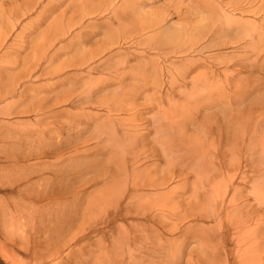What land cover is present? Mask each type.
Wrapping results in <instances>:
<instances>
[{"label":"rangeland","instance_id":"rangeland-1","mask_svg":"<svg viewBox=\"0 0 264 264\" xmlns=\"http://www.w3.org/2000/svg\"><path fill=\"white\" fill-rule=\"evenodd\" d=\"M80 1L81 0H75V4L70 7V12L68 11L69 14L75 12ZM138 1L139 3H142V7L140 9V14L136 17H133L129 11L131 8L127 9V13L129 12L128 14H119L117 17L110 19L108 18L107 13H94L89 16H84L83 18L81 17V19L77 17L76 19H79L85 28L79 25L78 28L73 29L70 34L66 35L63 39L56 41L53 45L50 43L46 44L45 42H47L49 37L53 36V33L57 30L53 28L50 29V25L54 18L61 13L60 11L65 8L64 4L62 5L63 7H60L59 10L54 13V15L48 17V20L43 19L37 25L33 24L31 21L39 18L36 11L23 17L21 23L14 28L9 25L1 26L0 24V39L6 37L5 46L0 48V86L1 89H7V92L11 91L4 101L0 102V264H79L80 261H82L83 264H103V262L99 260L101 257L100 255L108 253L112 255L115 254V248L111 245L112 240L108 235H117V225L120 224L124 230H131L132 223L135 224L139 220L144 221V219L139 217H129L124 221H118V224H110L106 221L113 212V209L110 208L111 206L107 207L104 205L105 209L103 207H97V211L94 212L95 215L87 220V224H81L79 219V242L77 244L72 243L69 247H63L62 254H60V256L58 255L52 262L47 263L46 260L42 262L38 255H36L34 252L35 250H38L41 253L46 252L47 257L52 255V246L56 241V235L62 222L59 221L54 223L52 221L50 215L58 210V208H55L53 205L51 208L48 207L52 202H48L49 200L37 202L26 198L25 195H27L29 191H26V183L24 180L19 179L25 173V168L27 167L25 164H30V167H32L30 169L31 172L33 170L40 171V167H44L45 170L42 171L44 173L43 176H45V180L47 179L46 181L50 182V184H63V188L77 186L78 184L72 176L79 174V163L82 161V158L79 156V143L76 141L79 139L80 128L84 126L92 128L87 123L80 124V113H103L107 109L104 105L101 106L102 103L99 102L93 107L87 106L84 107V109H79V102H77V107H74L70 102H61L62 100L69 96H73L76 92L84 94L86 89L92 87L98 82L107 80V78L109 79V77H116L120 74L123 75L121 73L122 71L119 72L123 65L126 67L133 66L137 72L147 70L148 73L153 69L152 64L155 65L157 72H159L156 84L151 81H148V83L146 79L144 80L141 78H137V80H135L136 78H132L128 81H130V83L133 81L136 82V84L139 83L141 88H145V86H143L144 84L147 85L146 87L158 84L163 96L162 94L159 95L160 92H157L156 94L159 98H164V100L161 101V104L158 105L159 108H195V98H189L186 95L179 94L180 92H177V90L183 86V92H192V78L202 70L210 72L209 75L211 76L215 71V76L211 78L207 84L212 87V89L214 88V90L215 88L218 90V87H220L221 89L219 90L224 92L222 94H224L225 98H231L235 94L239 96L243 94L242 92H237V89L234 86L231 87L226 84L225 81L229 76H227L226 73L223 74V69H225V66L232 67L234 60H241L250 56L252 52L264 48V0ZM54 3H57V0H55ZM218 7L221 8V16L224 17L225 15H229L228 18L231 19L229 20V24L231 23V25L228 24L227 26L223 21L219 23L221 21L217 20L220 19L219 16L212 13V9ZM78 14L79 13H76L77 16H79ZM147 14L152 15L154 21L159 23L156 25V28L154 27L144 30L141 25L138 26V24H136V21L140 20L139 18H143ZM157 15H159L158 17L164 18L162 23L158 21ZM188 15H190V17ZM189 22L192 26H195V28L187 29V27H189L187 23ZM215 23L218 25L217 29L214 26ZM183 24L186 25L183 27ZM225 26L227 29H230L229 33L225 32L227 30L224 29ZM241 26L247 27L248 31H245V29L242 28L245 33H253V44L248 43L250 36L239 40L237 32ZM211 27L213 31L211 30ZM254 27H259V31L255 32ZM46 28H48V31L50 30L49 32L47 31L49 34L45 32L47 30ZM199 28L200 32L198 31ZM19 32H22L21 37L17 36ZM207 32L210 36L209 39H202L199 44H195V40L200 37L199 34L203 35ZM222 32L225 36L223 40H220L222 38L218 37ZM78 33L79 40H75L73 42L74 44H71L69 40L71 37H75L74 34L78 35ZM190 33H194V36H191ZM215 33L217 36H215ZM109 39L112 41H109ZM42 41L48 46L50 44L51 47L48 50L50 57L56 50H58L57 57L54 60V66L57 70L47 74H45L47 71L43 72L42 69L49 65V59L43 61L40 59L39 55V44L44 45ZM9 45L12 48H8ZM242 45H245V47H241ZM201 47H203V49ZM6 51L7 53L4 54ZM38 61L42 63L41 67L34 68ZM197 61L201 62L200 66H196L195 63ZM182 64H185V67L191 66L190 75L185 80H182L177 73V68H180ZM236 72L234 78L238 80L244 79L245 82L249 81V79L254 81L259 76L256 75V73H253L252 75L247 67H241L236 70ZM30 73L32 74V77H29ZM263 75L264 74H260V76ZM224 76L227 77L225 78ZM261 81H264V78ZM134 87L137 88L135 84ZM202 87L207 86H198L193 90L194 92H192L191 95L196 97L200 90H202ZM26 88H28V90L25 91ZM118 88L119 87L116 85L109 86L99 94L100 96H98L101 97L108 93L111 95V98H118L123 92H125V90H127H120V88ZM173 89L176 91V94H168ZM139 90L141 89L139 88ZM153 92H155V90H153L152 93ZM115 93L120 95L116 96ZM168 99H172V102L169 103ZM45 100L49 101L48 104H42V101ZM147 101H149V103ZM250 101H253L252 96L247 98L244 105L240 107L244 108L245 105L248 106L246 110L250 113L251 119L255 120L258 118V115H261L260 110L264 98H258L255 103L251 104ZM56 102L60 103L50 105L51 103ZM138 102L142 104L141 117L143 118L152 116L158 110V107H153V109L149 108L151 111L147 108L152 105V100L150 99L144 100V98H139L137 104ZM41 105H43V107H48L43 111H39ZM143 106H145L144 109L146 108L145 111ZM138 108L134 109V111L132 110L130 113H128L129 111L126 113L120 112L117 115L120 117H131L132 114L134 115V113L137 112ZM218 109L219 107L208 109L206 112L212 114ZM147 110L148 112L144 113ZM230 115H232V113H229L225 119H228V116ZM128 122L131 123L132 121L128 120ZM144 124L146 123H143V125ZM243 124L247 125H242V130H248L256 125L253 121H250L249 123L246 121ZM151 126L152 125H150V127ZM189 127L192 132L200 135L202 139L205 138L209 141L213 140L202 133V123L191 124ZM59 137H61L62 142L61 145L57 146L58 153H64L66 156H71L72 153L74 154L71 157L66 158L64 161L57 160L54 155H49L48 157L42 156L41 161H43V164L38 165L35 163L39 161V159L34 157L17 163L14 161L15 157L10 159L7 156L8 154L16 157L23 155L28 148L33 152H51L52 149L55 148V145H49V141L50 143H54V141L58 142L57 138ZM234 142L237 143V140H231V143ZM240 145L241 143L238 145L239 150L241 149ZM246 146L248 147L247 143L243 150H238V152H236L237 158L233 157L235 161L238 160L239 162L240 160L243 165L247 163L248 153L252 149L251 147V149L247 151ZM253 146H256V144ZM182 152L184 151H181V153ZM259 155L260 153L256 154L255 157L258 158ZM86 157L88 158L90 156ZM209 158L211 161H214L216 155L214 156L213 154L208 157V159ZM227 158L229 161L227 160L226 163L230 167L229 163L233 161L232 159L230 160L229 155H227ZM224 159L225 157H222L223 161ZM242 169H245V167ZM231 170L226 168V171L223 173L217 172V180H220L223 177L228 179V177L230 178L229 175L234 176L237 174L234 171L235 169ZM40 173L41 171L34 173L32 176V182H34L36 186H38L43 180L40 179ZM247 174L252 175V172L247 171ZM90 177H92V175ZM87 178L88 177L86 176V179ZM190 180L192 181L193 177L190 178ZM220 182L224 181L220 180ZM243 186L244 184L241 183L240 187L243 188ZM220 188L221 186H219L218 189L220 190ZM187 190L186 196L188 197L190 195V190L188 188ZM253 191L254 188L252 183H248L246 189L243 188L239 194L240 198H238V202L241 205L240 209L231 210L230 208L228 209V213V206H223L221 203V197L216 194L221 192H216L214 194V196L217 195L215 200L214 197H211L213 195H210V198H208V200L204 202L205 204L203 203L202 205H204V208H207L210 214H214L213 211L215 214H221V216H223L221 217L222 219L219 217L214 219L213 216L208 219L200 217L195 219L190 218L191 221L189 220V222L194 225L195 229L199 228L200 230V227L203 228L202 233H198L195 239H192L189 246L190 249H195L193 252L194 261L196 259H203L204 262H202V264H207L206 259L208 257L202 253L201 249L196 251V248H200V242L212 241V248L215 252L218 249H222L224 245H226L228 250L232 251H227L228 255L226 253H219L220 256L216 257L215 262L220 261V264H225L227 261V264H243V261L241 262L240 259L248 256L256 258V260L252 261L253 263L250 262V264H264V203L262 204V202H259L258 204V201H256L253 196ZM241 197H247L252 208L250 206L242 205L243 202ZM189 199L190 198L188 197V200ZM191 203L194 205V201ZM225 205H228V203H225ZM102 208L103 210L101 212ZM172 209L174 210V207H172ZM19 211L24 214L29 212L31 216L33 213L41 215V211H45L42 214L45 213L48 216L45 215L44 220L46 221L44 222L39 219V216L38 219H34L37 222L36 228H39L36 229L38 233L27 224L26 230L23 232L25 235L29 236L26 238L20 236L17 231V233L12 231V214L16 215ZM84 212L85 210H79V216H82ZM237 216H240V219ZM241 218H243V220ZM37 220H39V222ZM166 221L168 222V220ZM219 221L222 224L219 223ZM90 224H92L91 227L94 226L99 228L100 232L107 231L106 236L108 237V240L100 243L99 245L101 246L94 245V242L90 246H87V241L81 237L83 231L88 229L87 227H89ZM220 226L222 229L224 228L228 230L224 232L225 237L220 231H218ZM155 227L158 229L160 228L159 226ZM23 228L24 227L19 231ZM208 228H210L212 233L205 230ZM9 230H11L12 233H10ZM8 232L17 238L16 242L8 238ZM74 232H72V235ZM245 233L246 235H244ZM259 233L263 234L260 235ZM176 234L171 233V235H166L171 238H176L181 235V233L178 235ZM119 235L120 234H118V236ZM187 235L191 237L190 230L187 231ZM199 235H202V237H200V242L197 239L199 238ZM99 236H101V234ZM255 241L257 244L254 243ZM35 242H37L36 247ZM39 243L41 244V248L38 247ZM64 243L65 242H63V244ZM77 249H79L78 252L75 253L73 251L70 253V250ZM144 250H146V248ZM163 251H159L160 254L158 255L157 253L153 254L154 257L151 258V261L148 260L149 257L145 253H142V258L145 261L144 264L170 263L172 260H168L169 257L164 255L166 253L171 254L173 249L169 248L165 253ZM69 254L71 256H68ZM174 259L177 260L179 264H191V261L188 262L187 257ZM102 260L107 261L106 258ZM173 264H175L174 261Z\"/></svg>","mask_w":264,"mask_h":264},{"label":"bare ground","instance_id":"bare-ground-1","mask_svg":"<svg viewBox=\"0 0 264 264\" xmlns=\"http://www.w3.org/2000/svg\"><path fill=\"white\" fill-rule=\"evenodd\" d=\"M0 1V24L1 26L9 25L13 28L21 23L23 17L30 15L35 11L39 18L36 19L37 21L31 20L33 24L37 25L43 19L48 20V17L54 15V13H56L60 7H63L62 5L64 4L65 8L54 18L51 25L49 24L51 26L50 29H57L55 32L53 31V36H50L47 42H45L46 44L50 43L51 45L70 34L71 31L78 28L79 25L85 28L84 25L81 24V21L76 19L77 17L81 19V17L83 18L84 16H89L94 13H107L108 18L110 19L117 17L119 14H128V8H131L129 11L132 16L136 17L140 14V9L142 7V3H139L138 0H81L77 5L75 12L69 14L68 11L70 10V7L75 4V0H57V3H54L55 0ZM212 10L214 15L217 14L219 16L220 19H217L218 21L221 20L219 23L223 21L228 26L229 20H231L228 18L229 15H225L224 17L221 16V8L219 7ZM76 13H79V16H77ZM158 16L159 15H157L158 21L162 23L164 18ZM188 16L190 17V15ZM139 19L140 20L136 21V24H138V26L141 25L144 30L154 27L156 28V25L159 24L154 21L150 14ZM216 23L213 25L217 29L218 25ZM185 25L186 24H183V27ZM187 25L189 26L187 29L195 28L190 22L187 23ZM229 25H231V23ZM242 28L245 29V31H248L245 26L239 27L237 32L239 40L250 36L248 43L253 44V33H245ZM46 29L45 32L48 31V28ZM224 29H227L226 26ZM259 29V27H254L255 32H258ZM229 30L230 29H227L225 32L229 33ZM198 31L200 32V28ZM216 33L215 36H217ZM21 34L22 32H19L17 36L21 37ZM190 34L191 36H194V33ZM74 36L75 39L71 37L69 40L71 44H74L73 42L75 40H79V33L78 35L74 34ZM199 36L200 37L197 36V40H195L197 37L194 38L196 41L195 44H199L202 39H209L210 37L208 32L203 35L199 34ZM224 36L225 35L222 32L218 38H222L220 40H223ZM0 40V48H3L6 44V37ZM109 41L112 40L109 39ZM42 43H44V41H42ZM45 43L44 45L39 44V55L40 59L43 61L49 59V65L42 69L43 72L47 71L45 73L47 74L57 70L54 66V60L57 57L58 50H56L50 57L48 50L51 46L50 44L48 46ZM241 47H245V45H242ZM8 48L12 47L9 45ZM201 48L203 49V47ZM6 53L7 51L4 52V54ZM195 64L196 66H200L201 62L197 61ZM232 64V67L225 66V69H223V74L226 73L227 76H229L225 82L228 86H234L237 89V92H242L243 94L241 96L235 94L231 98H225L224 94H222L224 92L219 90L221 89L220 87H218V90H216L217 88L214 90V88L212 89V87L207 84L211 78L215 76V71L211 76L209 75L210 72L202 70L192 78V87L193 90L198 86L207 87H202V90H200L196 97L191 95V93L194 92L193 90L192 92H183V86L177 90V92H180L179 94L186 95L189 98H195V108H159L158 105L161 104V101H163L164 98H159L156 94L157 92H160L158 84L153 86L150 85L151 87H146L147 85L144 84L143 86H145V88H141L139 83L136 84V82L132 80V85V83L128 81L132 78H136L135 80L141 78L144 80L146 79L147 82L151 81L156 84L159 72H157V68L154 64H152L153 69L148 73L147 70L137 72L132 65V67H126L123 65L121 70H119V72L122 71L121 73L123 75L120 74L116 77H109V79L107 78V80L98 82L92 87L86 89L84 94L76 92L73 96H69L61 101L70 102L74 107H77V102H79V109H84V107L87 106L93 107L99 102L102 103L101 106L104 105L107 109L105 108L106 110L103 113H80V124L87 123L92 128L88 126L80 128L79 139L76 141L79 143V156L82 158V161L79 163V174L72 176L78 184L77 186L63 188V184H50V182L46 181L47 179L45 180V176H43L44 173L42 171L45 170L44 167H40L41 173L39 174L40 179L43 180L38 186H36L35 183L32 182V176L34 173L40 171L32 169L33 171L31 172L30 169L32 167H30V164H25V166H27L25 168V173L19 178L20 180H24L26 183V191H29V193L25 195L26 198L37 202L49 200L48 202H52V204L48 206L49 208H51L52 205L55 206V208H58L57 211L50 215L52 221L54 223L59 221L62 222L56 235V241L52 246V255L47 257L46 252L41 253L38 250L34 251L42 262L45 260L47 263L54 261L58 255L60 256V254H62L63 247H69L72 243L77 244L79 242V219L81 224H87V220L95 215L94 212L97 211V207L104 208V205H106L107 207L111 206L110 208L113 209V212L106 221L110 224H118L120 221H124L129 217H139L144 219V221L139 220L135 224L132 223L131 230H124L120 224L117 225V235H108L112 240V242L110 241L111 245L115 248V254L112 255L108 253L100 255L101 257L99 260L103 262V264H144L145 261L142 258V253H145L149 257L148 260L151 261V258L154 257L153 254L157 253L158 255L160 254L159 251L162 252L163 250L165 253L169 248L173 249V252L164 255L169 257L168 260H172L168 264H173V261L175 264H179L174 258L177 259L180 257H187L188 262L191 261V264H202V262H204L203 259L193 260V252L195 249H190L189 246L192 239H195L198 233H202L203 228L200 227V230L199 228L195 229L194 225L191 224L189 220L191 221L190 218L195 219L197 217L208 219L212 216L214 219L218 217L222 219L221 217L223 216H221V214H215L214 211V214H210L207 208L203 207L204 205L202 204L210 198V195H213L211 197H214L215 200L217 195L214 196V194L216 192H221L216 194L221 197V203L223 206H228V213V209L230 208L231 210L240 209L241 205L238 202V198H240L239 194L243 188L246 189L248 183H252L254 188L252 193L255 200L258 201V204L259 202H262V204L264 203V102L261 105V115H258V118L255 120L251 119L250 113L246 110L248 106L245 105L244 108L240 107L244 105L246 99L251 96L253 101H250V104L255 103L258 98H264V81H261L264 78V75L260 76V74H264V48L252 52L250 56L246 58L234 60ZM41 65L42 63L38 61L34 68H39ZM184 65L185 64H182L180 68H177V73L182 80L189 77L191 69V66L185 67ZM241 67H247L252 75L253 73H256V75L259 76L254 81L249 79V81L245 82L244 79H235L234 77L237 73L236 70ZM29 77H32L31 73L29 74ZM134 84L137 88L134 87ZM114 85L118 86L120 90H127H125V92H123L118 98H111V95L108 93L99 97V94L103 92V90ZM139 88L141 90H139ZM26 90H28V88H26L25 91ZM153 90H155V92L152 93ZM10 92L11 91L7 92V89H1L0 86V102L4 101ZM118 93H115V95L119 96L120 94L118 95ZM161 94L162 92L159 93V95ZM168 94H176V91L173 89ZM139 98L152 100V105H147V108L153 109V107H158L157 112L150 117H141L142 104L139 102L137 104ZM48 102L49 101L45 100L42 101V104H48ZM147 102L149 103V101ZM168 102H172V99H168ZM58 103L60 102L51 103L50 105ZM47 107L48 106L43 107V105H41L39 111H43ZM144 107L145 106H143V109ZM217 107H219V109L212 114L206 112L208 109ZM136 108H138L137 112H135L134 115L132 114L131 117H120L117 115L120 112L126 113L129 111L128 113H130ZM147 112L148 110L144 113ZM229 113H232V115L228 116V119H225ZM128 120H131L132 122L130 123ZM246 121H248V123L253 121L256 125L248 130H242L241 126L247 125L243 124ZM143 123L146 124L143 125ZM196 123H202V133L213 140L209 141L205 138L202 139L200 135L192 132L189 125ZM150 125L152 126L150 127ZM57 139L58 142L54 141V143H50L49 141V145H55V148L52 149L51 152H33L28 148L23 155L16 157L8 154L7 156L10 159L15 157L14 161L17 163L34 157L39 159V161L35 163L39 165L43 164V161H41L42 156L48 157L49 155H54L57 160L64 161L66 158L74 155L73 153L71 156H66L64 153L59 154L57 146L61 145L62 139L61 137ZM229 139L233 141L237 140L238 145L241 143L240 150L244 149L246 143L248 144V147L246 146L247 151L252 147L248 153V159L245 165H243L240 160L238 162V160L235 161L233 158H237L236 152H238L239 149L237 143H231V140ZM255 144L256 146H253ZM181 151L184 152L181 153ZM258 153H260V155L256 158L255 155ZM213 154L214 156L216 155V158L214 161H211L208 157ZM227 155H229L230 160L232 159L233 161L229 163L230 167L226 163L227 160L229 161ZM86 156H90L91 158H87ZM222 157H225L224 161L222 160ZM243 166L245 169H242L244 168ZM226 168L229 170L235 169L234 171L237 173L235 175L238 176L229 175L230 178L228 177L227 179L223 177L220 180H223L224 182H220V180H217V172L223 173L226 171ZM247 171L252 172V175L247 174ZM91 175L92 177H90ZM191 175L193 177L192 181L190 180V178H192ZM86 176L88 177L87 179ZM241 183L244 184L243 188L240 187ZM219 186H221L220 190L218 189ZM187 188L190 190V195L188 196L190 198L189 200L186 196V191H188ZM243 198L242 205L251 207L248 198ZM193 201L194 205L191 203ZM225 203H228V205H225ZM172 207H174V210ZM103 208L101 209V212ZM79 210H85L82 216H79ZM43 212L45 211H41V215L33 213L32 216L29 212L24 214L21 211L16 215L12 214V231L15 233L18 232L20 236L28 238L29 236L23 233L26 230L27 224L30 225L31 227H29L32 229H39L36 228L37 222L34 219H38L39 216L41 221H46L44 220L45 215H48L45 213L42 214ZM237 217L239 218L240 216ZM243 218L241 219L243 220ZM166 220H168V222ZM37 221L39 222V220ZM219 223L221 222L219 221ZM91 226L92 224H90L89 227H87L88 229H85L81 234V237L87 241V246H90L93 242L94 245H99L108 240L106 230L100 232L99 228ZM155 226H159L160 230ZM22 227L24 228L19 231ZM189 230L191 231V237L187 235V231ZM205 230L212 233L210 228ZM12 231L9 230L10 233H12ZM218 231H220L225 237L224 232L228 230L224 228L222 229L220 226ZM9 232L8 238L16 242L17 238ZM72 232H74L73 235ZM36 233H38L37 230ZM171 233H177L176 235L181 233V235L176 238H171L166 235H171ZM100 234L101 236H99ZM118 234L120 235L118 236ZM259 234L262 235L261 233ZM244 235H246V233ZM198 237L199 238L197 239L200 242V237H202V235H199ZM63 242L65 243L63 244ZM254 243H256V241ZM36 244L37 242H35V247ZM38 247L41 248L40 243L38 244ZM145 248L146 250H144ZM199 249H201L202 253L208 257L206 259L207 264H220V261L215 262L216 257L220 256L219 253H226L228 255L227 251H231L226 248V245H224L222 249H218L215 252L212 248V241L200 242V248H196V251ZM73 251L76 253L79 249L70 250V253ZM68 256L71 255L69 254ZM104 258H106L107 261L102 260ZM245 258L240 259L241 262L243 261V264H250V262L256 260V258L248 256ZM79 264H83V262L80 261ZM225 264H227V261Z\"/></svg>","mask_w":264,"mask_h":264}]
</instances>
